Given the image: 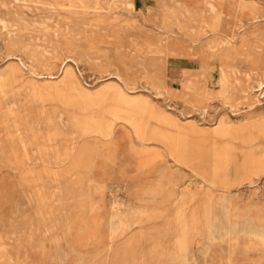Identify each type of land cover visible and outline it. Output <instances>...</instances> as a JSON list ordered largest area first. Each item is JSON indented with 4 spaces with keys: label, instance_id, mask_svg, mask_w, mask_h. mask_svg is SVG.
<instances>
[{
    "label": "rangeland",
    "instance_id": "rangeland-1",
    "mask_svg": "<svg viewBox=\"0 0 264 264\" xmlns=\"http://www.w3.org/2000/svg\"><path fill=\"white\" fill-rule=\"evenodd\" d=\"M67 263L264 264V0H0V264Z\"/></svg>",
    "mask_w": 264,
    "mask_h": 264
},
{
    "label": "bare ground",
    "instance_id": "bare-ground-1",
    "mask_svg": "<svg viewBox=\"0 0 264 264\" xmlns=\"http://www.w3.org/2000/svg\"><path fill=\"white\" fill-rule=\"evenodd\" d=\"M157 2V1H156ZM117 4V3H116ZM181 4V3H180ZM180 6V5H179ZM127 7V6H126ZM169 7V6H168ZM94 13V12H93ZM188 14V13H187ZM191 15V14H190ZM170 17V16H169ZM172 17V16H171ZM176 18V17H175ZM177 20V19H176ZM186 20V19H185ZM172 21V20H171ZM174 22V21H173ZM176 22V21H175ZM193 23V22H192ZM195 23V22H194ZM191 31H192V29H191ZM186 33V32H185ZM261 33V32H260ZM186 35V34H185ZM18 37V36H17ZM5 43V42H4ZM165 43H167V42H165ZM168 44V43H167ZM174 45V44H173ZM167 46V45H166ZM170 50V49H169ZM172 52V51H171ZM189 82V81H188ZM191 83V82H190ZM182 85V84H181ZM192 86V85H191ZM125 88H126V86H125ZM195 89V88H194ZM202 92V91H201ZM184 97V96H183ZM128 100V99H127ZM123 105V104H122ZM124 107V106H123ZM38 122V121H37ZM41 129V128H40ZM28 136V135H27ZM28 137H30V135L28 136ZM42 138V137H41ZM54 145V144H53ZM57 151V150H56ZM63 187V186H62ZM68 189V188H67ZM70 189V188H69ZM60 190V189H59ZM72 190V189H71ZM85 190V189H84ZM220 195H222L221 193H220ZM62 196V195H61ZM75 197V196H74ZM232 198V197H231ZM60 199H61V197H60ZM64 202V201H63ZM72 204V203H71ZM77 207V206H76ZM79 218V217H78ZM80 219V218H79ZM84 225V224H83ZM107 226V225H106ZM63 227V226H62ZM108 230V229H107ZM233 232V231H232ZM188 233V232H187ZM194 233V232H193ZM239 233V232H238ZM239 238V237H238ZM189 241V240H188ZM69 244V243H68ZM80 244V243H79ZM72 246V245H71ZM76 247V246H75ZM112 247V246H111ZM231 248V247H230ZM233 249V248H232ZM68 250V249H67ZM71 250V249H70ZM69 250V251H70ZM234 250V249H233ZM75 251V250H74ZM230 252V251H229ZM238 253V252H237ZM56 255V254H55ZM165 255V254H164ZM74 256V255H73ZM99 257V256H98ZM191 258V257H190ZM67 259V258H66ZM146 259V258H145ZM61 260V259H60ZM234 260V259H233ZM137 261V260H136ZM146 261V260H145ZM179 263V262H178ZM68 264V263H67Z\"/></svg>",
    "mask_w": 264,
    "mask_h": 264
},
{
    "label": "crops",
    "instance_id": "crops-1",
    "mask_svg": "<svg viewBox=\"0 0 264 264\" xmlns=\"http://www.w3.org/2000/svg\"><path fill=\"white\" fill-rule=\"evenodd\" d=\"M90 180H91V178L90 177H88ZM87 178V179H88ZM177 180V179H176ZM71 181H73V180H71ZM85 184H87V183H85ZM172 184V186L173 185H176V183L174 184V183H171ZM94 186H96L95 184H94ZM94 186L93 187H88L87 188V190L86 191H88V195H93L94 193H97L95 190H94ZM76 192V190L74 191V193ZM179 193H180V189H179V191H178V196H180L179 195ZM168 199V198H167ZM169 201H170V199H169ZM176 202H178V201H176ZM133 218H135V216L133 217Z\"/></svg>",
    "mask_w": 264,
    "mask_h": 264
}]
</instances>
